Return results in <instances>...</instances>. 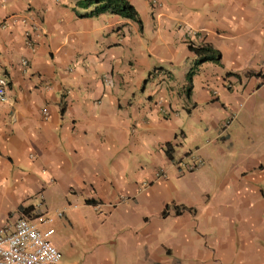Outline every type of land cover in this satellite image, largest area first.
Wrapping results in <instances>:
<instances>
[{
  "label": "crops",
  "instance_id": "1",
  "mask_svg": "<svg viewBox=\"0 0 264 264\" xmlns=\"http://www.w3.org/2000/svg\"><path fill=\"white\" fill-rule=\"evenodd\" d=\"M78 1L0 0V230L68 264H264V0H127L141 27Z\"/></svg>",
  "mask_w": 264,
  "mask_h": 264
},
{
  "label": "built area",
  "instance_id": "2",
  "mask_svg": "<svg viewBox=\"0 0 264 264\" xmlns=\"http://www.w3.org/2000/svg\"><path fill=\"white\" fill-rule=\"evenodd\" d=\"M36 29L37 26H33V30ZM28 43L31 45L29 40ZM7 90V79L0 77V102L6 100ZM45 221L51 223L52 219ZM52 234V229L42 231L27 218H19L12 228L0 230V264H59L61 254L50 241Z\"/></svg>",
  "mask_w": 264,
  "mask_h": 264
},
{
  "label": "trees",
  "instance_id": "3",
  "mask_svg": "<svg viewBox=\"0 0 264 264\" xmlns=\"http://www.w3.org/2000/svg\"><path fill=\"white\" fill-rule=\"evenodd\" d=\"M77 7L80 9H91L87 15L82 17H98L109 14L128 19L141 27V20L137 10L127 0H79ZM190 50L200 59L218 61L220 54L209 45L201 47L190 46ZM170 156V153H169Z\"/></svg>",
  "mask_w": 264,
  "mask_h": 264
},
{
  "label": "rangeland",
  "instance_id": "4",
  "mask_svg": "<svg viewBox=\"0 0 264 264\" xmlns=\"http://www.w3.org/2000/svg\"><path fill=\"white\" fill-rule=\"evenodd\" d=\"M52 225H54V223ZM59 264H68V260H67L66 256L62 257Z\"/></svg>",
  "mask_w": 264,
  "mask_h": 264
}]
</instances>
